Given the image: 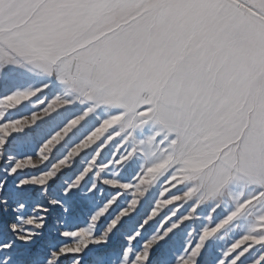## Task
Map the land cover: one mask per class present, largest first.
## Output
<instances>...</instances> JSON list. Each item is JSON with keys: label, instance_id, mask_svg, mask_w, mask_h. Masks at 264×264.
<instances>
[{"label": "snow or ice", "instance_id": "snow-or-ice-1", "mask_svg": "<svg viewBox=\"0 0 264 264\" xmlns=\"http://www.w3.org/2000/svg\"><path fill=\"white\" fill-rule=\"evenodd\" d=\"M0 264H264V0H0Z\"/></svg>", "mask_w": 264, "mask_h": 264}]
</instances>
